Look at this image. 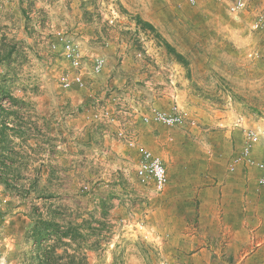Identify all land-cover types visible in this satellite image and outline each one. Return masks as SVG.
Masks as SVG:
<instances>
[{"label":"rangeland","instance_id":"obj_1","mask_svg":"<svg viewBox=\"0 0 264 264\" xmlns=\"http://www.w3.org/2000/svg\"><path fill=\"white\" fill-rule=\"evenodd\" d=\"M131 1L144 8L149 1L163 5L166 27L162 34L177 46L185 61L194 60L205 70L211 83L215 79L220 82V92L212 86L204 97L218 106H233L229 114L237 119L234 127L239 128L243 140L234 163L256 168L258 161L251 159L253 145L247 157L242 150L245 129H257L243 126L241 119L256 114L264 117V31L250 27L254 14L264 11V0H248L247 8L237 16L215 0H198L195 6L186 0ZM91 4L98 5L100 17L110 26L121 17L116 0H91ZM24 5H29L28 1L0 0V148L9 147L3 155L0 150V264H38L33 229L37 221L50 219L78 226L77 232L88 240V247L84 245L80 252L86 254L88 264H166L174 256L166 255L167 248L161 247L162 216L171 215V208L162 204V190L156 192L152 183H139L135 175L139 154L115 132L114 140L133 154L86 159L81 152H71L68 126L86 115L87 121L108 130L114 122L98 120L96 115L111 108L91 104L74 111L66 98L76 96L80 88L60 86L69 66L47 44L51 31L59 29L50 28L48 22L51 30L40 33L31 25L33 17ZM112 16L115 19L110 24ZM228 26L239 29L237 35L230 36ZM148 35L156 36L150 31ZM135 38L139 46L146 41L145 35ZM146 51L143 45L135 48L134 55L144 59ZM88 66L91 76L95 75L91 61ZM148 77L145 80L151 82ZM217 108L223 114L230 110ZM121 109L112 110V116L122 117ZM120 119L115 121L118 126ZM139 121L145 124L140 116ZM183 128L188 133L190 125ZM126 129L139 145L148 148L139 134ZM53 240L54 236H49L43 247Z\"/></svg>","mask_w":264,"mask_h":264},{"label":"crops","instance_id":"obj_2","mask_svg":"<svg viewBox=\"0 0 264 264\" xmlns=\"http://www.w3.org/2000/svg\"><path fill=\"white\" fill-rule=\"evenodd\" d=\"M25 1L35 29L49 31V22L64 31L84 56L88 86L66 98L74 111L96 104L113 112L125 108L136 113L120 117L126 120L124 126L161 155L168 176L161 201L171 208V215L168 212L162 216L161 247L167 248L166 255L174 256L166 264H264V186L257 183L258 170L246 163H234L243 140L239 128L234 127L237 119L229 114L233 106H218L204 97L212 86L220 92V82L215 79L211 83V76L194 60L185 61L177 46L162 34L166 27L160 8L163 5L149 1L144 8L131 0H116L122 13L110 26L91 0ZM226 29L230 36L239 31L230 26ZM149 31L155 38L148 35ZM144 35L146 41L136 45L135 36ZM154 43L157 47H152ZM143 45L147 54L138 59L134 50ZM94 56L102 57L104 66L99 74L91 76L88 65ZM147 77L151 82L145 80ZM217 107L230 110L223 114ZM150 108L184 112L183 126L190 125L189 132L182 126L183 130L142 124L139 116ZM81 119L76 118L67 129L73 154L81 152L86 159L133 154L121 141L114 140L117 123L102 130L98 122ZM241 124L261 130L264 117L249 115L241 119ZM8 148L7 144L0 148L1 154ZM251 159L264 160L263 138L253 144ZM4 161L8 162L7 158Z\"/></svg>","mask_w":264,"mask_h":264},{"label":"built area","instance_id":"obj_3","mask_svg":"<svg viewBox=\"0 0 264 264\" xmlns=\"http://www.w3.org/2000/svg\"><path fill=\"white\" fill-rule=\"evenodd\" d=\"M191 6H195L198 0H186ZM217 3L225 7V11L232 16H237L241 11L247 8L248 0H215ZM115 16L109 19V23L113 24ZM51 28V25L49 26ZM252 30L264 31V11H258L254 14L253 20L250 24ZM51 39L47 42L50 49L58 53L63 60H65L69 66L60 86L64 89L70 88L72 85L78 88H86L88 84L84 79L85 66L84 56L78 47V45L68 38L65 32L60 30L51 31ZM138 57L141 56L139 52ZM104 66V59L99 56L91 58V69L94 74H99ZM121 116L131 117L133 114L125 108L119 110ZM119 115V114H118ZM98 120H111L113 122L120 119L119 116L113 117L112 111L108 108H103L100 114L96 115ZM134 119V118H133ZM140 119L143 123H158L166 127H183L186 121V114L184 112L164 111L157 108H150L147 111L140 114ZM120 119L119 128L117 130V137L121 140H125L128 146L135 147L139 154V162L137 164L135 175L140 184L147 185L153 184L154 190L160 192L168 181L167 171L162 158L155 154L149 148L139 145L134 136L124 126V122ZM264 136V130H251L245 129V145L242 150V155L247 157L250 151V147L259 141ZM258 170L257 183L264 186V160L258 161L256 164Z\"/></svg>","mask_w":264,"mask_h":264},{"label":"trees","instance_id":"obj_4","mask_svg":"<svg viewBox=\"0 0 264 264\" xmlns=\"http://www.w3.org/2000/svg\"><path fill=\"white\" fill-rule=\"evenodd\" d=\"M137 23L144 25L139 20H137ZM167 48L174 51L169 45H167ZM175 55L181 57L180 54L175 53ZM77 231L78 226L70 222L62 225L56 219L37 221L33 233L39 250L36 256L38 264H88L86 254H80L84 245L88 247V240ZM49 236H54L53 244L43 247L42 242L46 241ZM77 239H80L83 244L82 242L79 244ZM59 249H61V252H59Z\"/></svg>","mask_w":264,"mask_h":264}]
</instances>
